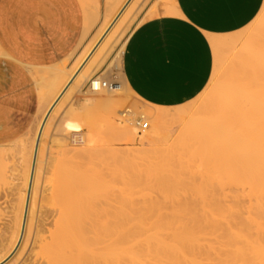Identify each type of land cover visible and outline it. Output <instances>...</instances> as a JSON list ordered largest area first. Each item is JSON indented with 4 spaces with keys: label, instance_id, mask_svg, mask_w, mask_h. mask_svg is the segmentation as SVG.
<instances>
[{
    "label": "bare ground",
    "instance_id": "6f19581e",
    "mask_svg": "<svg viewBox=\"0 0 264 264\" xmlns=\"http://www.w3.org/2000/svg\"><path fill=\"white\" fill-rule=\"evenodd\" d=\"M123 1L110 0L98 26L99 9L86 6L92 9L79 45L98 28L70 66L73 54L61 64L26 63L31 76L38 68L39 110L22 136L0 140V192L10 198L0 203L7 213L0 263L32 237L31 251L40 249L45 264H264V2L242 30L209 35L211 83L195 109L193 100L146 101L125 80L118 90H90L96 75L110 77L103 73L112 68L123 74L139 14L133 5L116 15ZM167 1L166 12L176 13ZM4 25L0 18L6 68L13 56ZM75 91L89 94L74 105ZM130 93L151 107L133 106ZM68 99L75 103L65 106ZM138 114L146 127L135 123ZM150 188L162 199L149 200ZM47 199L58 207L52 228L43 223ZM166 200L170 214L162 211Z\"/></svg>",
    "mask_w": 264,
    "mask_h": 264
},
{
    "label": "crops",
    "instance_id": "0c3cea01",
    "mask_svg": "<svg viewBox=\"0 0 264 264\" xmlns=\"http://www.w3.org/2000/svg\"><path fill=\"white\" fill-rule=\"evenodd\" d=\"M83 1L0 0L7 50L13 56L6 68L0 61V140L27 132L37 119L35 79L39 72L34 67L31 76L26 63L61 64L73 54L66 60L70 66L104 20L110 0ZM146 1L147 4L145 0H124L116 13L125 14L133 5L139 11V21L132 27L123 51V78L138 96L162 106H177L198 97L208 85L214 67L209 35L242 30L256 17L264 2L171 0L177 12L170 14L166 12L167 0ZM88 5H93L96 12L99 9V23L79 45L85 13L92 9Z\"/></svg>",
    "mask_w": 264,
    "mask_h": 264
},
{
    "label": "rangeland",
    "instance_id": "374dc122",
    "mask_svg": "<svg viewBox=\"0 0 264 264\" xmlns=\"http://www.w3.org/2000/svg\"><path fill=\"white\" fill-rule=\"evenodd\" d=\"M105 70V68H103V70L101 71V72H103ZM110 70V71H109ZM109 70H107V71H105L104 73H103V76H110V77H113V76H116V79H118L119 81H123L124 80V78H123V74L120 72L121 70H117V69H114V68H112V69H109ZM120 72V73H119ZM210 83H211V78H210V81H209V85H210ZM209 85H207L206 86V88H208V86ZM205 90V89H204ZM203 90V91H204ZM202 91V92H203ZM80 91H75L74 93H73V95L71 96V98L70 97H68V98H70V100H75V102H73V101H70L69 99L68 100H66V102L65 103H67V101H69L68 103L70 104V102L71 103H75L74 105H78L79 103L78 102H80L81 100H79V99H81V98H83V96H85V95H88L89 93H87V94H84L83 92H80ZM201 92V93H202ZM201 93L198 95V97L197 98H195V100H191L190 102L192 103V104H196L195 105V109L197 108V106L200 104V102H201V100L205 97V94L204 93H202V95H201ZM127 95V94H126ZM126 95H124V96H126ZM72 97H73V99H72ZM128 97L130 98V101H131V99H132V101H133V106L135 105V103H137L135 106H138V104H139V106H140V104L142 105V106H146V107H151L148 103H146L145 101H142L140 98H137L136 96H134V95H132L131 93H130V95H128ZM145 102V103H144ZM78 103V104H77ZM65 106L67 105V104H64ZM129 106V105H128ZM130 106L131 107H133L132 106V103H130ZM125 108V107H124ZM123 108V109H124ZM137 109L139 108V107H136ZM134 109V108H133ZM134 110H136V109H134ZM139 110V109H138ZM138 110H136V111H138ZM142 110V109H141ZM138 112H140V110L138 111ZM62 114V109H60L59 111H58V117H60V115ZM24 134V133H23ZM23 134H20V135H18L17 137H20V136H22ZM178 134V131H177V133H176V135ZM69 140H70V138H69ZM71 142V141H70ZM72 145H73V143H72ZM75 145V144H74ZM102 170H103V168H101ZM228 189H230V191H231V193L234 195V194H236V189H235V187L233 188V187H231V188H228ZM152 190V191H151ZM153 190H155L154 192H153ZM238 190V189H237ZM4 191H5V194H4V192H3V188H2V192H0V199H1V201H0V203L2 204V208H4V207H6V206H8L9 205V201H10V198H8L9 196H8V192L5 190V188H4ZM230 191H228V193L230 192ZM234 191V192H233ZM147 193H149V196H148V194L146 195V196H148V198H149V200L151 199V197H153V196H155V197H153V199L154 200H161L162 198H160L159 197V195H158V193H159V191H158V193H157V190L156 189H151L150 188V190H147L146 191ZM153 194H152V193ZM238 192V191H237ZM240 192V191H239ZM7 193V194H6ZM156 194V195H155ZM160 194V193H159ZM188 194H189V196H188ZM238 194V193H237ZM3 195H7V196H3ZM184 196H181V198H183V200L184 201H186L187 199L188 200H191L192 198H191V194H190V192L189 193H185V194H183ZM143 196L144 195H137V196H135V198H136V200H137V198L139 197V199H140V197H142V200L140 201H137L138 202V204L140 205H142L143 203H144V201H145V199L143 198ZM186 196V197H185ZM184 197L185 198H187V199H184ZM189 197V198H188ZM39 198V197H38ZM147 198V199H148ZM156 198H158V199H156ZM160 198V199H159ZM231 198V197H230ZM228 199V198H227ZM230 201L232 200V199H229ZM241 200H244V202L246 203V201H245V199H243V198H241ZM163 201V200H162ZM169 202H167V200H166V202L168 203V205H167V203L166 204H164V207H165V205H167L162 211L163 212H167V213H169L170 214V211L171 210H169V209H172V203L170 202V200H168ZM197 203H196V205H197V207H200V201L199 200H197L196 201ZM227 202H229V201H227ZM226 202V203H227ZM243 202V201H242ZM4 203V204H3ZM5 203H6V205H5ZM8 203V204H7ZM43 204H44V211L45 212H43V219L45 220L43 223H46L45 224V226L46 227H50V228H52L53 226L52 225H54V224H52V222H55V219H54V217H56L57 216V211H55V209L57 208L58 209V207L57 206H54V205H52L51 203H50V201H48V199L46 200V201H44L43 202ZM49 205H51V206H54V207H51V206H49ZM4 206V207H3ZM49 206V207H48ZM168 206H169V208H168ZM52 208V209H51ZM3 209H1V212H0V215H2V212L3 213H5V214H3L4 216L6 215V217H4L3 215L0 217V233L1 232H3L2 230L6 227L5 225L7 224L6 222H7V213H6V211L4 212V210L2 211ZM172 212V211H171ZM45 213V214H44ZM166 213V214H167ZM4 219V220H3ZM6 219V220H5ZM57 219V218H56ZM47 221V222H46ZM4 223V224H3ZM51 223V224H50ZM5 227H4V226ZM49 225V226H48ZM3 226V227H2ZM2 228V229H1ZM31 240H33L32 239V237H30V240H29V242H27V244H26V246L23 248V246H21L22 247V250H21V247L20 246H18L17 248H16V250L14 251V252H12L11 253V255H9L5 260H3L0 264H12V262H13V264H20V263H22L23 262V260H25V261H27L26 263L27 264H45L44 263V260H43V257H42V259H41V256H40V254H41V252H39L40 251V249H39V251L38 250H35V252L37 251V252H39V255H38V253L37 254H35V252L34 251H31V246H32V244H33V241H31ZM39 248V247H38ZM37 248V249H38ZM19 250H21V253H18V252H20ZM33 252V253H32ZM16 253L17 254H19V255H16ZM16 255V256H15ZM39 257V258H38ZM15 259V260H14ZM13 260V261H12ZM9 261H10V263H9ZM12 261V262H11ZM21 261V262H20ZM34 261V262H33ZM20 262V263H19Z\"/></svg>",
    "mask_w": 264,
    "mask_h": 264
},
{
    "label": "built area",
    "instance_id": "2783aa9c",
    "mask_svg": "<svg viewBox=\"0 0 264 264\" xmlns=\"http://www.w3.org/2000/svg\"><path fill=\"white\" fill-rule=\"evenodd\" d=\"M112 78V79H111ZM99 77V76H94L91 81L89 82V88L91 91L98 92L101 90H118L120 88V81L116 79V76L113 77ZM135 123L139 127H146L148 125V121L145 118L144 115L138 114L135 116L134 119ZM73 141L75 143H80L82 142V138L79 135H75L72 137Z\"/></svg>",
    "mask_w": 264,
    "mask_h": 264
}]
</instances>
